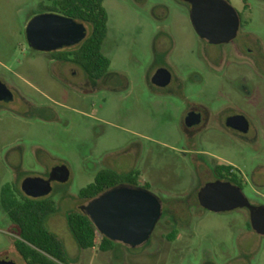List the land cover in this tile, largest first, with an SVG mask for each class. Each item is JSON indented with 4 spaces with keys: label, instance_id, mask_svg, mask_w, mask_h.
<instances>
[{
    "label": "rangeland",
    "instance_id": "obj_1",
    "mask_svg": "<svg viewBox=\"0 0 264 264\" xmlns=\"http://www.w3.org/2000/svg\"><path fill=\"white\" fill-rule=\"evenodd\" d=\"M53 1L0 0V80L13 92L10 103H0V191L6 183L19 188L25 177L46 176L55 165L68 168V181L53 183L46 196L55 211L45 224L61 239L69 264H264V235L249 229L242 208L165 214L136 248L118 242L104 252L98 244L78 248L65 216L78 209L80 189L100 171L116 173L118 184H145L160 199L180 198L208 181L209 176L197 177L190 159L206 150L232 162L252 183L264 184V71L237 58L229 67L226 60L225 70H214L203 51L211 56L215 48L197 36L187 3L104 0L101 51L110 66L94 80L77 63L59 59L88 38L90 24L81 22L86 38L77 45L51 52L28 45V19L53 8ZM227 1L239 14V36L257 40L264 53V0ZM158 67H168L181 81L180 94L165 96L150 83ZM227 102L258 129L256 150L215 124L198 128L202 132L193 128L196 133L183 127L187 103L210 115L220 109L216 104ZM16 238L0 204V260L26 264L14 248Z\"/></svg>",
    "mask_w": 264,
    "mask_h": 264
},
{
    "label": "water",
    "instance_id": "obj_2",
    "mask_svg": "<svg viewBox=\"0 0 264 264\" xmlns=\"http://www.w3.org/2000/svg\"><path fill=\"white\" fill-rule=\"evenodd\" d=\"M190 4V21L196 34L210 43H224L237 33L240 17L227 0H182ZM28 45L37 51L49 52L63 45H71L85 37L83 23L56 12H43L30 17L25 25ZM169 78L167 70L158 69L153 83L162 85ZM11 97L0 81V99ZM69 170L63 165L53 166L47 178L28 176L20 182L21 192L30 198H43L52 191V182L64 183ZM199 204L210 212H225L242 208L248 201L239 187L227 182H209L197 193ZM251 225L264 235V206L252 207ZM96 230L105 238L136 248L148 241L161 218V200L148 189L127 184L115 185L81 204ZM0 264H15L3 258Z\"/></svg>",
    "mask_w": 264,
    "mask_h": 264
},
{
    "label": "trees",
    "instance_id": "obj_3",
    "mask_svg": "<svg viewBox=\"0 0 264 264\" xmlns=\"http://www.w3.org/2000/svg\"><path fill=\"white\" fill-rule=\"evenodd\" d=\"M104 0H55L53 8L66 17L91 25L87 39L73 52L60 54V60L73 56L74 63L94 80L102 78L110 60L102 53L107 32V12ZM119 176L108 170L100 171L94 181L80 189L81 204L103 191L118 185ZM0 204L17 229L13 245L26 264H69L61 239L46 227V219L55 211L54 201L25 196L15 183H6L0 191ZM66 226L80 249H91L98 244L100 251H110L116 242L102 236L79 209L65 216ZM175 234V233H174Z\"/></svg>",
    "mask_w": 264,
    "mask_h": 264
},
{
    "label": "flooded vegetation",
    "instance_id": "obj_4",
    "mask_svg": "<svg viewBox=\"0 0 264 264\" xmlns=\"http://www.w3.org/2000/svg\"><path fill=\"white\" fill-rule=\"evenodd\" d=\"M178 1L187 3L190 9V4L188 2L182 0H178ZM50 11L61 14L58 10H56V8L47 9L45 12H50ZM239 29H240V23L235 37L230 41L224 43H216V44L210 43L206 39L200 38L197 35L204 43H206V45H213L215 48L211 56H207V53H205L206 51H203V56L206 58L209 65L211 64L213 66V69L217 71L225 70V67H223V65L226 62V60H229L230 63V64L228 63L229 64L228 67L234 64L235 58L238 59V60L236 59V62H242L248 65L250 68H253L255 70L262 69L264 71V55H263L264 53L261 52L259 49H257L258 41L250 40L247 36H243V35L239 36ZM85 38H86V29H85V37L82 40L71 45H63L55 50L77 45L78 43L82 42ZM61 51L64 52L63 50ZM240 58L242 59L241 61H239ZM60 61L74 63L72 55L67 56L66 60H60ZM160 68H164L165 70H167L169 74V78L162 85H157L153 83L152 77L155 74V72ZM172 75L173 73L171 69H169L168 67H158L157 69H155L154 73L150 77V83L156 86L160 90V92L165 96L166 95L174 96L180 94L182 92L181 81L178 78L174 79ZM80 79H82V82L87 81L85 76L80 77ZM0 81L6 86V88L11 93L10 98L8 97L1 98L0 103H10L13 100L12 89L8 87L2 80ZM180 100L185 102L184 100L186 99L180 98ZM221 105H223V108L220 107ZM215 106L220 109L212 108L210 111L211 113L209 115L207 110L206 111L201 110L195 104L187 103L182 113L183 127L186 128L187 130L196 128L197 132H202L203 129H198V128L207 127L209 124L212 125L215 124L220 128L223 127L231 131V133L235 137L245 139L247 143L250 144V147L256 150L258 148V144H257L258 129L255 126L251 127L250 121L241 112H239L237 108H235V104L227 102V104L219 103L216 104ZM196 131H194L193 129L194 133H196ZM193 156H194L193 158H190L194 163L193 172L197 175L198 178L201 179L206 176H209L208 181H205L203 185L209 182L220 181V182H227L230 183L231 185L239 187V189L247 199L249 205L242 207V209H244L248 217L249 229L255 232L251 225V212H252L251 206L252 207L264 206V194L260 191L261 187H263L264 184L257 185L255 183H252V181L248 177H246L242 173V171H240L239 168L236 167L232 162H229L227 159L217 154L211 153L206 150H201L196 153L194 152ZM49 171L47 172L46 176H43V178L48 177ZM53 183L55 182H52V184ZM133 186L146 188L145 184L143 185L134 184ZM201 187L197 188V190L192 195H186L180 198L179 197L168 198V199L161 198L160 199L161 209H162L161 217L164 216L165 214H168L170 217H177V216L185 217L187 215H191L197 212L199 208H203L199 204L197 198V193ZM246 188H249V192L246 191ZM192 196H193V200L191 199Z\"/></svg>",
    "mask_w": 264,
    "mask_h": 264
}]
</instances>
